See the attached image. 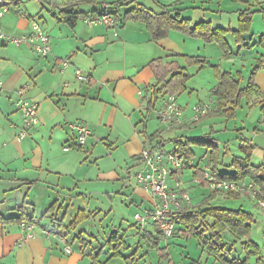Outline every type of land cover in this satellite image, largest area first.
<instances>
[{
	"label": "crops",
	"instance_id": "crops-1",
	"mask_svg": "<svg viewBox=\"0 0 264 264\" xmlns=\"http://www.w3.org/2000/svg\"><path fill=\"white\" fill-rule=\"evenodd\" d=\"M29 1L26 0V4ZM46 1L49 4L48 8L30 3L34 11L39 9V12H36L38 16H34V14L23 11V0H15L1 23L4 33L9 36L15 35L14 37L30 33L33 24L38 23L51 38L52 53L47 57H40L34 54L27 45L16 46L0 40V77L3 81V86L0 87V144L6 143L0 150V187L19 183L21 188L22 185H29L33 188L39 181L48 179L51 175L60 179L65 176L72 177L79 173L90 157L98 168L96 176L98 181L115 185L122 179L127 182L131 180L129 183L132 187L131 200L137 204L142 213H146L154 208L155 201L150 193L134 179L133 174L136 172H131L134 167L139 166L138 157L146 146L162 142L165 147L173 144V147L167 148L173 150L176 139L183 141L203 139L214 141L219 147V140L214 137L216 129L213 126L209 133L193 136V132L198 133L201 126L210 125L212 121L210 116L201 121H193V111L190 113L184 111L182 123L174 131H168L169 129L167 130V127L160 123V127L156 128V125H152L148 118L149 114L154 111H149L147 108L146 87L156 84V77L150 62L163 58L167 62L176 59L180 64L179 58L182 57L173 55L190 56L185 50L189 42L187 40L202 39L172 29L167 37L154 41L146 25L134 20L122 22L113 28L106 24L88 26L83 18L72 27L63 19L61 14L63 9L71 7L75 11L88 13L95 11L97 6L81 0ZM200 1L145 0V3L155 8L159 3L172 5V8L181 10L182 17L190 20L192 25L207 20L212 22L214 27L227 28L218 19L204 18L207 15L206 12L204 14L200 12L201 9L210 8L207 4L209 0H204V4H200ZM42 11L47 12V18ZM124 12L125 8L122 14ZM36 17H39L43 24L38 22ZM258 32L251 31L245 37L252 43H258L264 31ZM175 34H179V37L175 38ZM237 48L239 49L240 46ZM239 54L238 58L243 62L259 58L260 69L256 76L254 75V79L259 89L264 91V49L257 44L253 49L242 48ZM66 61L68 65L64 66ZM76 69H81L86 74L88 79L85 82L77 79ZM222 71L234 72L230 69ZM240 73L244 78L241 85L245 87L254 72L252 71L248 78L243 72ZM140 91H143V95L139 94ZM21 98L39 103L40 106L38 123L29 130V136L18 140V135L23 129V116L17 105ZM255 99L261 100V97L255 95L251 100H247V105L255 102ZM212 104L211 111H215L217 102L214 100ZM161 105L162 99L158 101L156 111ZM78 121L87 123L92 135L80 149L73 147L66 151L64 148L67 145L74 146L76 143L69 125ZM261 122L262 117H260L259 124ZM192 126L197 129L192 130ZM258 126L255 127L257 130H259ZM164 130L167 132H163ZM228 130V125H226V131ZM235 130L242 129L236 128ZM156 132L161 133L154 141L146 140V135L150 136ZM247 141L250 146H253L252 153H254V145L250 140L247 139ZM232 143L231 140L224 142V149L221 152L223 164L220 166L222 172L234 173L237 170L236 167H230V165L238 156L228 163L224 160L231 150ZM99 148L102 149L97 152ZM240 148L241 146L239 150ZM86 149L88 155L82 153ZM192 150L195 153L192 158L194 167L185 169L169 180L172 188H176L177 183H180V187L176 190L180 193L187 191L190 196L192 194L187 190L188 186L182 182L185 180L184 174L192 171L194 179H197L195 182L205 186L202 169L204 165L210 164V161L206 164L200 163L206 162L209 158L207 150L206 155L199 159L200 162H197L193 146ZM240 156L243 157L241 150ZM34 174L37 176H32ZM127 174L129 176L126 177ZM132 178L135 180L134 183ZM251 181L253 180L250 178L245 180V182ZM192 186L194 185L191 184ZM4 189V192L8 191L7 188ZM62 194H66V189L58 192L56 196L59 198ZM108 195H110L109 191ZM239 195V199H244L242 196L244 194ZM225 198L231 197L226 196ZM191 199L193 206L196 207L198 204L193 201L192 196ZM206 200L207 198L200 204L202 205ZM62 206L55 209H59L60 212ZM14 213L18 215V212L14 211ZM63 217L65 218V215ZM61 222L64 223L63 220ZM41 228L37 226L36 236L24 242V233L19 223H0V264H75L80 261L79 255L74 258L67 257L64 246L69 244L65 236L58 238L55 235L47 238L44 230L48 228L42 225ZM141 229H139V235L148 243L151 237L157 236L153 225ZM171 238L183 239L185 237L182 231H179ZM238 245L236 244L233 248L235 249ZM160 246L162 247V242ZM171 247L172 242L167 239L164 255L169 259L168 261L175 263L171 256ZM109 257L110 255L107 256Z\"/></svg>",
	"mask_w": 264,
	"mask_h": 264
},
{
	"label": "rangeland",
	"instance_id": "rangeland-1",
	"mask_svg": "<svg viewBox=\"0 0 264 264\" xmlns=\"http://www.w3.org/2000/svg\"><path fill=\"white\" fill-rule=\"evenodd\" d=\"M25 1L26 0H23L22 4L23 11L34 14V16L37 14L36 12H39V9L34 11L30 3L33 2V4L37 6L42 5L45 8L49 7L46 0H30L28 4H26ZM143 1V3H145V0ZM203 1L204 0H201L200 4H204ZM259 2H263V4L259 6ZM207 4L210 5V8L207 10L201 9L200 12L201 14L206 12L207 15L204 18L211 20L218 19L223 26L227 28L231 27L232 29L238 28L239 19L242 16L246 17L245 14L247 11L261 9L262 7L261 11L253 13L250 31L256 33H259L258 31H264V0H209ZM43 14L46 15V18L48 17L47 12ZM36 18L38 22L43 24V21H40L39 17ZM174 37L178 38L179 34H175ZM187 41L189 42H187L185 50L187 54L190 55L189 57L198 56V58H205V60L210 61L212 66H218L221 72H223L222 70L229 69L232 70V72L234 71L232 73L233 75L243 72L244 75L247 76L246 78H248V75L252 71L255 73V76L259 72L261 64L259 58L248 59L243 62L238 58L240 49L237 48L238 46L234 41L230 42L231 48L228 50H231L232 54L228 56H225V51L220 48L217 42L208 43L205 42V40L194 38ZM236 52H238V54ZM232 59L235 60L232 61ZM179 62L182 66L187 68L190 79L186 83V90L175 93L178 104L184 111L190 113L193 106L210 101L212 109L214 100L217 102L216 90L219 83L215 69L211 66L200 68L197 64L189 65L185 58H179ZM252 63L253 65L251 66ZM247 102V99L244 98L242 105L236 110L235 116L230 119L221 114L211 115L212 121L210 125L205 124L201 126L198 133L193 132V136H200L206 132L209 133L211 131V126H213L216 129L214 137H217L219 140L218 149L220 152L224 149V142L231 140L233 142L231 150L224 159L226 163L231 162L235 156L240 155L241 148L239 150V146L242 141H247V139L250 140L255 147L252 162L261 165V169L259 168L258 172L264 175V113L261 110L260 104L258 105L252 102L248 106ZM217 110L218 104L216 105L215 111ZM153 111L154 112L149 114L148 118L152 125H156L157 128L160 127V122L157 118L156 108ZM260 117H262V122L259 124ZM226 125H228V131H226ZM256 126H258L259 130L255 128ZM236 128L242 130H235ZM195 129H197V127L192 128V130ZM174 130L176 129L168 131ZM165 131L166 130L163 132ZM187 134L189 135L188 131ZM192 146L196 152L197 162H200L199 159L206 155V150L209 154V158L206 162L200 163L206 164L210 161L211 149H209L208 146L201 144H192ZM171 147H173V144L165 148ZM100 149L102 148H99L97 152H100ZM73 151L75 150L73 149ZM86 151L87 149L82 153L88 155ZM101 165H103V163ZM125 168L126 166L124 167V171ZM97 169L95 163L91 161L89 157L87 164L75 176H65L60 179L51 175L50 178L39 181L33 188L29 185H22L21 188L19 187V183L0 187V201H4L0 204V213L6 217L14 216L17 213H14L11 208L27 203L26 207L28 213L30 215H35L42 226H46L51 230L53 232L52 237L55 235L58 238H60L59 236H65L64 238L67 239V244H69L72 249L71 253L66 252L67 257L74 258L78 255L80 257V261L75 264H127L125 259L121 256L111 259L110 257L107 258L109 255L108 251H110L107 242L113 232H117L122 240L132 245L130 250L121 249L124 256L131 255L135 251V248L137 249V246H140L138 251V264H220V261L216 260V254L214 252L210 253L208 247H202L203 244L195 237L169 239V241L172 242L171 256L174 258L173 261L175 263L168 261L169 259L165 256L162 257L157 248L150 247V243L144 241V239L142 240L139 235V225H137L138 223L134 216L135 212H142L137 204H134L131 200L132 187L129 185L131 180L127 182L125 179H122L120 183H116L115 185L101 182L98 181L96 177ZM138 169L139 166H137V168L134 167L131 172H137ZM36 174L32 176H37ZM127 176H129V174H127L126 177ZM184 177L185 180L182 182L184 185L188 186L187 190L192 194L193 201L198 204L196 207H200V202L208 198L211 192H215L207 185H198V183L195 182L197 179H194L195 176H193L192 171L186 172ZM132 181L133 183L135 182L133 178ZM191 184L194 186L191 187ZM257 185L262 190V187L259 184ZM4 188H7L6 190L8 191L4 192ZM64 189H66V194H62V196L58 198L56 194ZM108 191L110 195H108ZM215 193H217V197L209 201L212 206H222L229 209L243 208V210L254 214V220L250 222L252 227L250 239L253 243L257 244L258 247L252 246L251 248L244 249L239 241V245L235 249L233 248L232 255H234L232 256L229 253V257H238L242 261L245 259L247 253L254 250V255L250 257L249 264H264V209L257 204L258 199L244 194L242 195L244 199L241 198L236 200L225 198L229 196V193ZM259 198V200L264 201L263 190ZM56 199H59V201L55 202ZM54 203H56V208H60L59 206L63 205L60 212L59 209L49 211L50 206ZM80 210L85 211L84 213L88 218H84L82 215L83 213L80 214L82 220L75 227H72L71 224L78 216ZM64 215L65 218L63 217ZM62 220L64 223L61 222ZM38 221L34 222L38 224V228L42 229ZM231 240H233V238H231ZM104 245L105 247H103ZM66 246L67 245H65L64 248ZM162 248H166V240L162 241ZM100 250H103L102 254L96 257ZM111 253L113 252L110 251V254ZM90 254H92V256H90ZM142 255L144 256L141 257Z\"/></svg>",
	"mask_w": 264,
	"mask_h": 264
},
{
	"label": "trees",
	"instance_id": "trees-1",
	"mask_svg": "<svg viewBox=\"0 0 264 264\" xmlns=\"http://www.w3.org/2000/svg\"><path fill=\"white\" fill-rule=\"evenodd\" d=\"M81 1L90 5H96V10L87 13L84 11H75L71 7L63 9L61 11L63 19L72 27H74L80 19L86 18L90 14H101L107 11L113 14L116 21L119 23L128 20L143 22L154 41L167 37L172 29H177L191 37L201 38L208 43L217 42L220 48L225 51V56L232 54V51L228 50L231 48L230 39H232L236 45L240 46V50L242 48L253 49L257 44L264 49V35L260 37L258 43H252L250 39L245 37V35L251 32L250 27L253 20V13L261 11L262 7L261 9L247 11L245 14L246 17L242 16L239 19L238 28L232 29L231 27H214L210 21H201L192 25L190 20L182 17V11L172 8V5L159 3L157 4L158 7L155 8L146 3H142L139 0H115L113 2L105 0ZM105 3L109 5L107 8L104 7ZM262 4L263 2L258 3L259 6ZM123 8H125L124 14H122ZM173 56L185 58L189 65L197 64L200 68L211 66L216 71V75L219 79L216 90L218 110L209 111L208 114L202 117L199 121L211 115L220 114L225 115L230 119L235 116L236 110L240 107L241 101L244 98L251 100L255 95L261 97V100L255 99V102L258 105L260 104L261 110L264 113V91H261L257 86L254 79L255 73L251 74L247 85L242 87L241 84L244 78L240 72L237 75H233L229 71L221 72L218 66H212L210 61L205 60L204 58L181 55ZM150 66L156 77V84L146 87V94L148 96L147 108L149 111H152L155 110L160 99H162L163 102L166 96L175 95L178 91L186 90V83L190 79V74H188L187 68L181 66L176 59L167 62L163 58H158L151 61ZM159 133L161 132H156L150 136L146 135V140L154 141ZM174 142V149L184 153L189 159H192L195 156V153L192 150V144L208 146L209 149H211L210 164L217 177L224 180L238 182H243L247 178H250L259 184L264 192V175L258 172V169H261V165H255L252 163L253 146H250L248 141H242L240 145L243 157H235L230 165V167H236L237 170L234 173L222 172L220 170V166L223 164V155L214 141H206L203 139H188L183 141L182 139H176ZM158 144H162V142H158L157 145ZM157 145L146 146L144 149L152 150ZM80 148L81 147H78V149ZM203 184L208 186L206 182ZM216 196L217 193L212 192L200 207H186L173 213L172 217L177 225L176 232L182 231L185 238H197L200 243L203 244L202 247H208L210 253L214 252L216 254V260H219L220 264H249L250 257L254 255V250L247 253L245 259L242 261L238 257L230 258L229 253L231 255L234 250L233 247H235L236 244H239V241L244 249L251 248L252 246L258 247V245L253 243L250 239V233L252 230L250 222L254 220V214L243 210V208L229 209L222 206H212L209 201ZM229 197L239 199L240 195L237 193H229ZM3 202L4 201L1 200L0 204ZM26 204L27 203H24L21 206L11 208V210L18 212V215L15 214L14 216L8 217L0 215V223L20 224L22 221H38V218L35 215H30L28 213ZM55 206L56 203L51 205L49 211H53V209L56 208ZM80 214H82L84 218H88L84 211H79L78 216L71 224L72 227H75L82 220ZM141 228L139 229L142 230ZM156 231L157 236L151 237L149 246L157 248L161 256L164 257V248L160 246V243L163 240L170 238L165 237L157 228ZM231 238H233V240H231ZM107 246L109 247V250L113 252L110 254V251H108L110 259L121 256L125 259L127 264H138V251L140 246H137V249L135 248V251L131 255L124 256L121 249L129 250L132 245L127 244L122 240L117 232L111 234ZM103 247H105V245ZM102 252L103 250H100L96 257L102 254ZM90 256H92V254H90Z\"/></svg>",
	"mask_w": 264,
	"mask_h": 264
},
{
	"label": "built area",
	"instance_id": "built-area-1",
	"mask_svg": "<svg viewBox=\"0 0 264 264\" xmlns=\"http://www.w3.org/2000/svg\"><path fill=\"white\" fill-rule=\"evenodd\" d=\"M15 0H0V40L5 43H12L16 46L27 44L31 51L40 57H47L52 53V44L50 36L42 29L38 23H34L32 31L21 37L9 36L2 30L1 23L6 14L11 10ZM57 2L58 0H50ZM107 4L104 7L107 8ZM84 22L89 26H97L106 24L116 28L120 23L116 21L113 14L105 11L101 14H90ZM117 35V34H116ZM68 62H64L67 66ZM76 77L79 81H85L88 77L81 69L75 70ZM3 86V81L0 77V87ZM143 95V91L139 92ZM22 96V91L20 92ZM18 109L23 116V129L18 135V140H23L29 133V130L38 123L39 103L30 102L21 98L17 102ZM211 109V102L207 101L193 106V121H199L202 117L208 114ZM157 117L159 122L167 127V129H176L182 123L184 109L178 104L175 95H168L164 98L162 105L157 109ZM70 131L74 134L76 143L74 146L67 145L64 149L71 150L73 147H82L85 145L92 135V131L85 122H74L69 125ZM5 144H0V150ZM139 169L135 174L137 183L150 195L155 201L154 208L146 213H137L134 218L142 227L153 225L160 230L165 237L171 238L176 233V222L172 214L180 211L183 208L193 206L189 192L180 193L176 189L180 187L177 183L176 188H172L169 180L183 172L185 169L194 167V162L189 159L184 153L173 149L167 150L164 144H158L154 149H144L139 156ZM203 180L208 184V187L219 193H238L248 194L258 199V205L264 209V201L259 200L262 194L261 188L254 182H238L233 180L220 179L215 175L211 164L204 165L202 169ZM38 224L30 221H22L20 226L24 233V242L34 238L35 228ZM47 238L53 235L49 229L44 230ZM67 253H71L70 245L65 248Z\"/></svg>",
	"mask_w": 264,
	"mask_h": 264
}]
</instances>
